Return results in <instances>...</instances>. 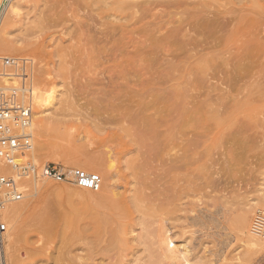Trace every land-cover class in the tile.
<instances>
[{"label":"rangeland","instance_id":"1","mask_svg":"<svg viewBox=\"0 0 264 264\" xmlns=\"http://www.w3.org/2000/svg\"><path fill=\"white\" fill-rule=\"evenodd\" d=\"M8 1L0 0V13ZM220 3L240 21L246 18L250 34L246 31L242 40L252 56L214 68L206 80L197 70L201 54L178 50L183 40L203 41L204 34L185 29L176 37L180 45L164 47L160 57H152L140 33L154 30V36L163 37L188 14L169 17L161 9L138 16L136 26L134 20L123 21L137 28L145 61L152 59L153 68L143 64L139 77H125L112 57L108 62L97 53L98 59L84 55L85 47L75 48L74 0L11 1L15 13L10 7L0 15V35L8 25L3 37L10 43L9 49L0 48V57L33 61L34 124L43 116L54 118L44 142L38 139L42 150L31 160L37 166L57 164L68 171L96 173L105 181L104 173L111 170L116 180L98 192L54 180L29 182L28 197L15 203L21 204V213L12 230L14 250L6 244L8 264H76L77 254L84 257L78 262L91 264H264V236L255 235L253 228L256 213L264 211V48L257 47V39L264 47V0ZM210 5L217 13L219 5ZM240 45L225 49L236 53ZM127 46L133 50L132 44ZM172 52L179 58L169 56ZM8 84L0 79V87ZM240 89L244 94L238 95ZM135 90L139 96L132 98ZM220 97H226L227 106L213 111L224 109ZM243 97L251 106L233 108ZM62 139H71L74 149L51 144ZM112 199L124 208L113 217L105 207ZM75 216L93 230L97 217H109L117 232L115 244L105 242L94 252L75 242L66 245L65 227Z\"/></svg>","mask_w":264,"mask_h":264},{"label":"bare ground","instance_id":"2","mask_svg":"<svg viewBox=\"0 0 264 264\" xmlns=\"http://www.w3.org/2000/svg\"><path fill=\"white\" fill-rule=\"evenodd\" d=\"M11 1L12 0L8 1L9 4L11 3ZM158 1L159 0H74V2H75V41L78 43L77 45H75V48H77L79 46L85 47V51L81 47L82 48L81 52L84 55L89 56L90 54H92L93 58L98 59V57H99L100 59L107 60L108 62L111 60L110 57H112L114 59L113 61L116 63V65L123 68L122 70L124 72H122L121 74H123L125 77H127V75L139 77V74H141V70H142L141 68H142L143 64H145V66L147 67V70L153 69L151 66L152 64L149 65V62L152 59L151 60L147 59L145 61L147 56H144L143 54L146 53L147 51L146 52L144 51L146 49V47H143L141 44V40H143V39L140 40V38L138 36L137 28L133 27V26L128 27V26L123 25L121 23L123 21H126L127 23L132 24V22L135 21L136 23H134V26H136V24L138 22L136 20H138L137 19L138 16H140V17L147 16V15H150V13H154V12L156 13L157 10L163 9L159 13L164 12L166 15H169V17H170V15L188 14L189 18L182 19L179 27L172 28L171 30H169V32L165 36L163 35V37L154 36L153 35L154 30H147L146 29L144 31H141L140 33H143L145 35L146 42H149V47L151 48V50L149 48V53H146V54H148V56L150 55L152 57H157L160 54V52H159L160 49H163L164 47L172 48V47H174V45H180V43H179L180 41L178 39H176V37L179 35H182L183 31L185 29H187L188 31L200 32V33L205 35L204 36L205 38L203 39V41H201V40L199 41V39L197 41H196V39L195 40L194 39L193 40H183L181 42L180 49H178V50L184 51V50L191 49V55L195 56V55L201 54L199 57H196L197 70L201 74L204 73V77L206 78V80H207L208 76H210V72H212V70L216 67H219V66L220 67L221 66L222 67H228L229 65H232L231 62L241 64L242 61H245L247 58L248 59L251 58L252 50H250V48L249 49L247 48V45H248L247 41L242 40V38L245 37V33L250 34V28L248 30V27H246V25H244V22H243V21H245L246 18H243L240 21L239 18H236L235 13L233 14V12H234L233 10H231L229 12V10L226 9V5H222L220 3L221 0H204L205 2H200V3H198V2L194 3V2H192V0H164V2H162V3H159ZM216 3L219 5V8H218L219 10H218V12L215 11L217 13H214L213 11H211L212 9L210 10V8H212V6L210 4H216ZM9 4L5 5V8L3 7L4 8L3 13H0L1 16L10 7H11L10 8L11 12L15 13V8H16L15 5L11 6V4L10 5ZM222 7L224 10L221 9ZM230 14H232V16H229ZM112 17H114L117 20L114 21L115 20L114 19L112 21V19H110ZM239 17H241V16L239 15ZM258 21H257V19H255L254 23L255 22L257 23ZM118 22L120 24L115 25ZM158 24L160 26L162 24V22L158 23ZM7 27H8V25H7ZM7 27L2 28V36L0 35L1 36L0 37V48L1 49H9V46H10L9 41H7L3 37V33H6ZM156 30H159V29H156ZM90 33H91V35H90ZM119 35H121V36L118 37ZM5 36H6V34H5ZM184 36L186 37L189 35L186 34ZM201 36L202 35H200V37ZM190 38H191V36H190ZM125 40H129V44H132V47H133L132 51L130 49H128V48H130L127 46L129 44L124 43ZM218 40H219V42H218ZM238 42H241L240 47L236 48V50H235V52L236 51H238V52H236V53L228 52V50L225 49L226 47H231L230 44L231 45L237 44ZM113 43H117L118 46L113 47V49L109 48V45H111ZM120 45H123V47H120ZM189 46H191V47L188 48ZM221 47H223V48H221ZM257 47L259 49L264 48L262 46V42L258 41V39H257ZM217 48H219V49H217ZM229 49H230V51L233 50L231 48H229ZM86 50H87V54H86ZM205 50H208L209 52H206ZM163 51L166 52V50H163ZM201 51H205L206 54H205V52H203L204 53L203 54ZM96 53L98 54V57L96 56ZM180 53L181 52H179V55H180ZM183 53H185V52H183ZM177 54L172 52V54H169V56L172 55V56H174L173 58L176 59V57L178 56ZM228 54H230V55L227 56ZM166 55L168 56V54H166ZM163 57L164 56H162V58ZM6 58H8V57H6ZM177 58H179V57H177ZM10 59H16V58H10ZM16 60H20V59H16ZM116 65H114L113 67L115 68ZM32 68H33V65H31V67L29 69V74H30L31 81H32V88H33V91L35 92V87H34L33 77H32ZM224 71H226V70H224ZM117 75H118V73H117ZM227 75H228V73H227ZM189 80H190V78H189ZM125 81H126V78H125ZM238 81H240V80H238ZM128 84H130V83H128ZM236 85L234 87H236ZM114 87H115V85H114ZM242 88H244V87H242ZM116 89H117V87H116ZM225 90H226V93L231 92L228 89H225ZM110 92H111V90H110ZM237 92H238V95L244 94V89H240ZM237 92H236V94H237ZM106 93H104V94L107 95ZM139 93L136 90L132 91L131 95H134V96H131V97L134 98L136 96H139ZM104 94H102V95L105 96ZM109 94H111V93H109ZM124 94H126V93H124ZM108 96H110V95H107L106 99L107 98L109 99ZM231 98H232V96H231ZM102 100H103V98H102ZM128 100H129V98L127 99V102H128ZM220 101H221L219 103V104H221L220 107H224V109L216 107L215 110H213V111L218 112V111L225 110V107L227 106V104L225 103L226 97H222L220 99ZM251 103H252L251 100L249 101L245 97H243L242 99L236 100L234 102V104L232 105V107L236 108V106H237L238 110L242 111L243 109L250 107ZM35 104L36 103L34 100L33 111H34ZM216 104H218V103L216 102ZM204 106L207 108L211 107L212 109H214L210 104H207V105L205 104ZM150 110H152V109H150ZM150 110H148V111H150ZM153 110H155V109H153ZM48 111H49V109H48ZM201 111L202 110H198V112H201ZM44 113H46V110L44 111ZM34 116H35V114H34ZM37 118H39V117H37ZM192 118L197 119V117H194V116H192ZM49 119L53 120L54 118L43 116L41 119H39V121L37 123L34 124V118H33V124L31 126V130H30L31 135H32V151L30 152L29 155H30L31 159H32V157L34 159H36V157L38 155L37 152H39V150H42L41 144L39 145L40 142L38 141V139L39 138L43 139L44 135H46L47 132L49 133V130H50ZM186 125H188V122H186ZM34 126H36L35 129H37L36 134L34 131ZM131 130L136 135L139 136V132L137 129H135V130L131 129ZM158 135H159V133H158ZM150 137H151V135H150ZM145 138L148 139L147 137H145ZM153 138L154 137H152V139ZM33 141H34V144H33ZM41 142H44V139ZM156 143H158V142H156ZM51 144L56 145V146L60 144L63 148L69 147L71 149H74V145H75L71 139H69L68 141H66L64 139L59 140V141L55 140V141L51 142ZM148 146H150V145L148 144ZM152 146H154V144ZM43 147H44V145H43ZM73 171H75V170L69 171V174H71ZM104 175L106 177V181L102 179V188L108 187V185H107L108 182H114L116 180L115 174L111 170L106 171L104 173ZM39 179H44V178H38V180ZM44 180H48V179H44ZM31 181H36V180H29L26 182V184L28 185V183ZM74 187H76V186H74ZM86 190H88V189H86ZM108 190H109V188H108ZM27 191L29 192L28 187H27ZM28 192L25 195L24 200L28 197ZM24 200H22V201H24ZM22 201H20V202H22ZM15 203H19V202H15ZM15 203H11L10 205H8L2 213L4 222L6 223L7 227L9 225V227L7 228L8 231H7V238H6L7 239L6 244L8 246L7 249L9 251L14 250V245L16 244V239L14 236H12V230L14 228V223H15L16 217H18V215L21 213V208H20L21 204H15ZM121 203H122L121 201H117V200L112 199L109 201L108 204H106L105 207L107 208L109 216L113 217L114 214H116L120 210L122 211L124 209ZM80 217L81 216H77L76 219L73 221H69V219H68V223L65 227V234H64V243L66 245H69V244H72L75 242V245H80V246L83 245L84 247L89 249V251L94 252L95 247L100 248V246L105 242L106 243L109 242L110 245H112L114 243V241L117 238V232L115 230V226L113 229V227L110 223L109 217H105L103 220L99 219V217H97L96 226L93 227L94 230L88 226L84 227V226L80 225L78 223ZM70 220H71V217H70ZM118 223H119V221H118ZM118 227H119V225H118ZM118 233H119V231H118ZM61 234H62V232H61ZM254 234L258 235L255 232H254ZM119 236H121V235H119ZM117 241H119V240H117ZM6 244H5V253H6ZM119 245H120V243H119ZM107 247L109 249V246H107ZM108 249H106V250H108ZM167 249L169 250V248H167ZM167 249H166V253H168ZM98 251L99 250H97L96 252H98ZM100 251H101V249H100ZM107 252H110V251L108 250ZM107 252H105V253H107ZM83 256L86 257V255H83ZM70 257H73V256H70ZM74 257H75V260L77 262L74 260L73 261L76 264H91L87 261L86 262L83 261L81 263L78 262L80 260H83V258H84V257H81V255L78 256V254H77V256H74ZM5 258H6V264H8L7 255ZM10 264H15V263L13 260H11Z\"/></svg>","mask_w":264,"mask_h":264},{"label":"built area","instance_id":"3","mask_svg":"<svg viewBox=\"0 0 264 264\" xmlns=\"http://www.w3.org/2000/svg\"><path fill=\"white\" fill-rule=\"evenodd\" d=\"M31 65L30 59L0 57V79L9 82L0 87V264H6L8 231L2 213L11 203L24 200L27 181L44 178L93 192L102 189V178L96 173L77 169L69 174L61 165L37 166L31 160L30 130L34 118ZM253 228L256 234L264 236V211L256 213Z\"/></svg>","mask_w":264,"mask_h":264}]
</instances>
